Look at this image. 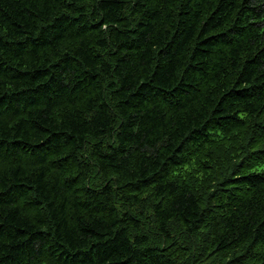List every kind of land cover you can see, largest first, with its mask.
I'll use <instances>...</instances> for the list:
<instances>
[{
  "label": "trees",
  "instance_id": "1",
  "mask_svg": "<svg viewBox=\"0 0 264 264\" xmlns=\"http://www.w3.org/2000/svg\"><path fill=\"white\" fill-rule=\"evenodd\" d=\"M0 264H264V0H0Z\"/></svg>",
  "mask_w": 264,
  "mask_h": 264
}]
</instances>
